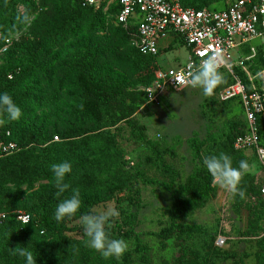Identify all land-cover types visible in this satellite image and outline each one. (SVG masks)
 Instances as JSON below:
<instances>
[{
  "label": "rangeland",
  "instance_id": "rangeland-1",
  "mask_svg": "<svg viewBox=\"0 0 264 264\" xmlns=\"http://www.w3.org/2000/svg\"><path fill=\"white\" fill-rule=\"evenodd\" d=\"M181 1L195 8L221 9L225 4V0ZM66 2L19 1L13 7L17 15L12 23H3L7 14L0 12V40L13 39L9 51L0 53V92H7L22 111L18 121L6 124L21 138L27 134L36 135L34 139L57 136L62 141L61 134L72 139L70 136L77 133L112 137V154L117 159L113 170L123 176V184L110 187L108 193L93 189L80 194L81 206L86 214L115 209L119 216L107 229L111 237L125 240L129 248L132 236H138L147 247L150 264H179L180 260L183 264H257L258 256L264 253V218L252 235L244 233L251 210L260 199L264 202V193L245 197L239 205L235 196L211 180L210 190L202 197L193 196L190 211L180 220L203 231L180 244L169 233L171 199L162 187L168 178L147 163L150 151L134 140L128 124L135 121L145 138L162 151L164 162L178 173L174 187L182 186L196 164L186 140L221 136L243 120L240 103H222L218 98L228 80L209 97L190 86L150 95L146 90L151 88L156 71H173L184 63L187 52L183 44L166 42L154 59L142 61L132 44L133 28L119 25L111 8L89 16L75 34L64 22ZM85 61L95 73L99 90L109 96L114 88L113 97L103 108L97 106L100 99L89 93L88 83L80 75ZM240 156L253 166L246 175L260 189L264 165L251 150ZM52 180L50 172L46 178L24 184H0V190L16 199L13 211H24L21 206L42 194ZM33 219L38 221V217ZM62 223L66 226L63 236L46 239L31 226L22 231L34 238L37 249L63 237L86 242L80 217L65 218ZM219 239L223 243L218 245Z\"/></svg>",
  "mask_w": 264,
  "mask_h": 264
},
{
  "label": "trees",
  "instance_id": "trees-1",
  "mask_svg": "<svg viewBox=\"0 0 264 264\" xmlns=\"http://www.w3.org/2000/svg\"><path fill=\"white\" fill-rule=\"evenodd\" d=\"M19 1L23 0H0V12L7 14L6 19H8L3 23L13 22L14 16L17 15L14 13L13 7ZM180 2L184 7L201 8L185 5L181 0ZM100 11L94 10L92 7H83L79 0H67L64 12V22L67 24V30L70 33L75 32L77 34L78 29L82 27L85 20ZM111 11L114 12L115 9ZM177 42H181V40L174 39L171 43ZM137 53L139 52L137 51ZM141 56H143L142 61L146 62L154 59L150 56ZM254 64L250 67L253 74L257 71V68L264 67V62L259 60H256ZM236 73L245 82L243 74L239 70ZM80 75L88 83L89 93H93L94 96L100 99L97 106L103 108L107 105L109 99L113 97L114 88H110L109 96L106 93L104 94V90H99L98 84L94 80L95 73L86 61L80 67ZM223 76L225 80H228L227 85L233 83L229 76L224 74ZM0 94L3 93L0 92ZM232 101H237L241 106V101L238 97L222 103ZM128 124L134 140L138 144L146 146L150 151L147 163L155 171L168 178L162 184V187L170 194L171 199V206L168 210L170 235L174 236L180 244L191 240L195 235L200 234L203 228L181 224L180 220L190 211L193 196L202 197L207 190H210L212 178L203 164V159L206 156L225 153L232 157L233 165L238 166L239 161L242 160L240 155L245 150L236 151L233 143L235 138L242 135L245 131L244 120L237 125L231 126L221 136L210 134L203 141L195 138L186 140L192 154V160L196 164L191 174L187 177L186 182L179 187H174L178 173L171 165L164 162L162 151L145 138L141 128L135 121L130 120ZM11 127L7 124L0 126V137H4L6 131H9L10 138L22 150L0 160V184H24L31 180L46 178L52 172L51 166L62 162L70 163L74 170L66 174L65 182L70 185V188L60 197L55 196L57 188L54 180H52L42 194L28 204L21 206L24 210L21 212L28 214L31 218L30 223L26 225L15 219L16 211L13 210L17 209L16 199L9 196L7 191L0 190V215H5L3 219L0 218V264H26V258L14 254V249L18 247L32 251L36 264H150L147 247L136 235L132 236L131 246L120 260L115 258L106 260L99 252L88 247L86 242L75 239L67 240L65 237L50 240L40 249H37L34 238L30 234L23 233V227H37L39 233L45 235L46 239L56 234L63 236L66 226L64 223L57 222L54 219V212L57 204L71 195V189H79L80 194L87 193L93 189L108 193L107 191L110 187V189H113L123 184V176L113 170V167L117 166V159L112 154L115 140L110 136L101 133L82 136L81 133H77L75 136L80 137L79 139H75V136H70L72 139H69L68 134H61L62 141L57 136L55 137L58 140L53 141V138H50V140L45 137L34 139L36 135L28 137V134L25 136L21 134L23 138L16 137ZM262 186L259 189L258 185L254 184L253 178L245 175L240 185L245 191V196L241 199L239 195H236V203L240 205L245 197H252L261 193ZM257 205L251 210L249 224L244 235H252L264 218V202L260 199ZM84 214H86V210L85 206L82 205L71 220ZM33 217H38V221L34 220L35 218L33 219ZM37 223L40 224V227H38ZM185 249L187 248L185 247ZM179 264H183L182 260L179 261ZM239 264L243 263L240 262ZM257 264H264V253L258 256Z\"/></svg>",
  "mask_w": 264,
  "mask_h": 264
},
{
  "label": "built area",
  "instance_id": "built-area-1",
  "mask_svg": "<svg viewBox=\"0 0 264 264\" xmlns=\"http://www.w3.org/2000/svg\"><path fill=\"white\" fill-rule=\"evenodd\" d=\"M79 1L94 10L115 9V21L124 28H133L132 44L141 55L155 58L166 42L181 40L187 52L184 63L173 71H156L151 88L146 90L150 95L166 88L187 87L178 82L180 74H186L190 64L199 65L213 51L220 50L225 63L219 71L233 83L221 89L218 98L226 102L238 97L245 124L244 133L235 138L233 147L236 151L251 150L264 165V67L254 74L250 70L256 60L264 62V0H225L221 9L188 8L180 0ZM12 43V38L1 39L0 53H6ZM20 150L9 131L0 137V160ZM15 219L23 225L31 220L21 211L15 213ZM217 242L223 243L221 239Z\"/></svg>",
  "mask_w": 264,
  "mask_h": 264
},
{
  "label": "clouds",
  "instance_id": "clouds-1",
  "mask_svg": "<svg viewBox=\"0 0 264 264\" xmlns=\"http://www.w3.org/2000/svg\"><path fill=\"white\" fill-rule=\"evenodd\" d=\"M224 63L222 52L215 50L207 58L202 59L199 65L190 64L187 73L180 74L178 82L201 89L206 97L212 96L214 90L224 82L223 73L219 71ZM21 116L22 111L12 97L7 92L0 94V126H4L9 121H18ZM203 164L209 172L214 186L230 192L233 196L239 195L241 199L244 198L245 191L240 185L244 176L253 169L248 161L240 160L238 167H233L232 157L220 153L204 157ZM51 171L57 188L55 196L60 197L70 188V185L65 182V177L66 174L71 173L72 166L68 162L53 164ZM81 204L79 189H71V195L57 204L54 212L55 220L62 222L65 218L71 219L77 214ZM118 216L119 213L115 209H109L100 214L80 216V223L87 237V246L99 252L106 260L109 258L120 260L128 251L127 242L123 239H113L107 230L111 227V221ZM14 254L26 258V264H36L33 252L27 248H15Z\"/></svg>",
  "mask_w": 264,
  "mask_h": 264
}]
</instances>
